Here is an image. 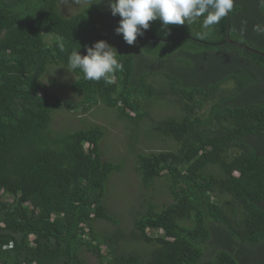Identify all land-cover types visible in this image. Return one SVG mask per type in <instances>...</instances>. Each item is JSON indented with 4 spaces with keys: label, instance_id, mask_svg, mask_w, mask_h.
<instances>
[{
    "label": "trees",
    "instance_id": "1",
    "mask_svg": "<svg viewBox=\"0 0 264 264\" xmlns=\"http://www.w3.org/2000/svg\"><path fill=\"white\" fill-rule=\"evenodd\" d=\"M60 1L0 0V264H264V3L235 0L203 38V17L153 21L130 46L107 0L68 15ZM101 40L123 64L111 84L69 63ZM51 67L74 100L51 92ZM97 107L176 146L136 154L142 187L163 180L170 201L134 205L128 230L105 204L124 167L103 158L107 131L54 128L55 112Z\"/></svg>",
    "mask_w": 264,
    "mask_h": 264
},
{
    "label": "rangeland",
    "instance_id": "2",
    "mask_svg": "<svg viewBox=\"0 0 264 264\" xmlns=\"http://www.w3.org/2000/svg\"><path fill=\"white\" fill-rule=\"evenodd\" d=\"M85 0H61V8L65 15L73 14L79 9ZM50 74L45 77L46 81H54L50 84L51 92H56L62 100H74L73 95L65 88V86L73 80L69 72H64L51 67L48 70ZM55 76L60 77L63 84L56 83ZM55 89V90H53ZM60 89H63L61 91ZM165 110L164 105H159V108L153 111L154 116L163 113ZM55 112L52 115L54 128L56 130L63 129H80L89 128L92 124L100 125L107 131L101 150L103 158L110 161H123L124 167L121 172L114 174L107 187V194L105 204L113 213L118 216L119 227L129 229L132 223L133 210L139 206V203L145 201L150 196L153 197L154 203L162 206V204L168 203L170 200L167 199L164 188L163 180L156 182V187L160 186L159 190L155 193L153 191H146L134 172V160L136 154L158 152L162 150H172L176 146L173 143L165 141L158 137H152L145 129H140L135 136V132L131 133L128 129L125 130L120 125V122L114 118L108 111L101 109L100 107L94 108L88 112H73V111H61L60 113ZM84 120L85 123L82 121ZM69 131V130H64ZM135 136V137H134ZM138 137V138H137ZM133 150V151H132ZM237 175V173H235ZM96 229L99 231L113 229L114 225L109 223H97ZM160 233V232H159ZM32 239V237L30 238ZM102 253L106 254V248H102ZM88 264H97L95 257L86 255Z\"/></svg>",
    "mask_w": 264,
    "mask_h": 264
},
{
    "label": "clouds",
    "instance_id": "3",
    "mask_svg": "<svg viewBox=\"0 0 264 264\" xmlns=\"http://www.w3.org/2000/svg\"><path fill=\"white\" fill-rule=\"evenodd\" d=\"M235 0H107L112 16L121 18L115 29L128 45H133L138 36L142 37L150 28V22L160 21L165 29L169 25H190L203 17L200 35L227 17L234 8ZM264 3V0H261ZM258 35H264V26L255 25ZM61 50L63 45L61 44ZM116 49L107 41H98L86 48V55L74 51L69 56L72 70L79 69L83 78L89 81H101L111 84L114 74L123 70V64Z\"/></svg>",
    "mask_w": 264,
    "mask_h": 264
},
{
    "label": "water",
    "instance_id": "4",
    "mask_svg": "<svg viewBox=\"0 0 264 264\" xmlns=\"http://www.w3.org/2000/svg\"><path fill=\"white\" fill-rule=\"evenodd\" d=\"M226 41H227L228 43H230V44L235 45V46H238V47L244 48L242 45L237 44V43H235V42H232V41L228 40V38H226Z\"/></svg>",
    "mask_w": 264,
    "mask_h": 264
}]
</instances>
